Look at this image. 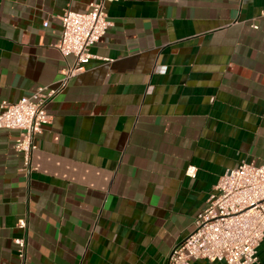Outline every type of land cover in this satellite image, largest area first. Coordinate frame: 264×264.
Segmentation results:
<instances>
[{"label": "crops", "instance_id": "crops-1", "mask_svg": "<svg viewBox=\"0 0 264 264\" xmlns=\"http://www.w3.org/2000/svg\"><path fill=\"white\" fill-rule=\"evenodd\" d=\"M91 1L0 0V101L59 85L74 63L55 47L59 16ZM106 14L96 58L48 104L30 173L18 132L0 129V264H19L24 232L28 264H166L226 169L264 167V0H118Z\"/></svg>", "mask_w": 264, "mask_h": 264}, {"label": "built area", "instance_id": "built-area-1", "mask_svg": "<svg viewBox=\"0 0 264 264\" xmlns=\"http://www.w3.org/2000/svg\"><path fill=\"white\" fill-rule=\"evenodd\" d=\"M114 1L118 0L91 1L83 11L66 9L59 16L61 33L55 47L63 57L72 56L74 63L62 70L56 88L39 86L14 102L0 101V129L18 132L12 147L23 155L24 172L30 173L32 169L31 155L37 147V135L50 123L48 104L71 77L83 70L85 63L96 58L90 48L110 26L106 4ZM185 174L194 178L196 168L188 165ZM17 225L25 231L27 220L20 218ZM263 239L264 167L241 160L219 177L207 204L195 215L191 231L174 245L166 264H193L196 260L258 264L257 247ZM13 242L19 264H28L25 232Z\"/></svg>", "mask_w": 264, "mask_h": 264}]
</instances>
